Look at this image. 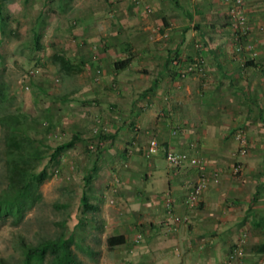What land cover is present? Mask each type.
<instances>
[{"label":"crops","instance_id":"1","mask_svg":"<svg viewBox=\"0 0 264 264\" xmlns=\"http://www.w3.org/2000/svg\"><path fill=\"white\" fill-rule=\"evenodd\" d=\"M49 1L41 2L34 19L50 9L60 14L52 33L65 50L54 53L91 64L89 70L84 67L85 87L70 94L78 103L98 102L96 119L108 126L104 139L89 140L103 143L87 150L90 165L84 175L90 182L85 185L91 190L100 168L119 176L111 182L116 207L110 216L96 223L81 218L82 250L96 253L91 232L103 224V232L113 231L106 238L121 237L109 247L119 254L115 264H221L234 247L240 251L231 264L264 260V0H243L247 34L241 41L252 43L255 56L234 52L232 0ZM33 30L41 40L42 32ZM94 48L95 57L88 59ZM189 62L195 72L179 77ZM237 127L247 135L244 155L237 152ZM151 137L159 152L146 158ZM168 148L198 155L209 175L220 171L218 182L208 183L192 209L185 198L198 169L168 164ZM237 163L242 169L234 173ZM84 193L97 210L96 191ZM167 201L172 213L189 217L170 230ZM139 233L142 239L135 243Z\"/></svg>","mask_w":264,"mask_h":264},{"label":"rangeland","instance_id":"2","mask_svg":"<svg viewBox=\"0 0 264 264\" xmlns=\"http://www.w3.org/2000/svg\"><path fill=\"white\" fill-rule=\"evenodd\" d=\"M42 1H0L3 6L0 13V68L4 69L5 78L15 89L17 99L21 100L27 109L35 110L38 117H42L46 109L49 110L48 120L54 124L53 128L49 133L38 131L35 133L37 137L53 145L67 140L74 132L78 140L72 147L64 150L51 165V176L40 185L42 199L25 214L22 221L17 225L11 224L9 219L0 221V258L8 259L11 264L19 258V251L15 246L17 236L26 241L37 242L43 238L54 237L64 230L66 233H72L76 242L82 244L81 235L85 227L79 225L78 220L88 216L96 223L103 220L104 216H110L111 210L116 207L110 190L114 186L111 182L119 178L117 172L112 174L107 167L100 168L98 175L91 180L93 189L90 190L89 186L85 185L84 174L90 165L88 156L91 155L87 152V145L96 122L95 108L98 102L78 103V99L70 94L73 89L80 91L85 87L88 73L85 72L84 66L80 71L69 74L50 59L56 51L64 53L65 48L60 46L61 43L56 41L58 37L52 33L53 21L57 22L60 18L57 16L60 15L58 12L50 9V12L44 14V18L40 16L38 20L34 19ZM93 1L80 0V4L84 2L86 5L87 2ZM46 2L49 4L50 1ZM47 8L49 9L48 6ZM68 19L71 20V17ZM32 28L42 32L41 48L38 51L34 50L32 45ZM95 50L96 48L92 49L88 59L95 54ZM37 55L40 57L39 63L36 60ZM35 67L38 72L31 78L29 89H22L19 83L21 76ZM42 124L38 125L40 130L43 128ZM115 170L117 171V167L112 169L113 172ZM4 182L5 170L0 161V187ZM92 190L100 197L96 203L98 209L85 212L80 207L79 198L85 191L91 196ZM110 198L114 199L113 203H109ZM105 228L101 224V229L93 228L91 232L95 254L89 255L74 246L78 257L85 264H115L118 261V252L106 244L107 234L113 231L107 229L103 232Z\"/></svg>","mask_w":264,"mask_h":264},{"label":"trees","instance_id":"3","mask_svg":"<svg viewBox=\"0 0 264 264\" xmlns=\"http://www.w3.org/2000/svg\"><path fill=\"white\" fill-rule=\"evenodd\" d=\"M1 1V0H0ZM0 2V13L2 11ZM32 45L34 50H40V34L32 28ZM37 63L40 57L36 56ZM53 63L67 72H78L83 62L72 63L60 54L50 56ZM0 68V141L2 155L0 161L5 170V182L0 187V221L9 219L17 225L25 214L42 199L40 185L51 176L50 167L56 162L60 154L72 147L78 140L76 133L64 141L47 144L37 137L38 131L49 133L53 123L49 119V110L42 117H38L35 110H29L17 99L16 91ZM47 120V121H46ZM43 123V124H42ZM43 128L39 129L38 125ZM104 135L98 139H104ZM85 184L90 182V176L84 175ZM83 211H92L95 206L89 203L83 192L79 198ZM83 225V219L78 220ZM108 247L121 242L120 236L106 238ZM15 246L19 251V258L12 264H85L77 255L74 246L82 249L72 233L61 230L54 237L43 238L37 242L26 241L17 236ZM0 264H11L8 259L0 258Z\"/></svg>","mask_w":264,"mask_h":264},{"label":"built area","instance_id":"4","mask_svg":"<svg viewBox=\"0 0 264 264\" xmlns=\"http://www.w3.org/2000/svg\"><path fill=\"white\" fill-rule=\"evenodd\" d=\"M144 9L149 12L151 11V7L149 5H145ZM228 15L231 21V28L233 30V33L236 38V44L234 47V52L236 54L242 53L244 50H247L251 56H255L256 51L253 48L252 43H243L241 41V37H244L246 32V15L244 11V3L243 0H232L229 7H228ZM163 37H166L168 35L167 32H163ZM95 57V54H92V58ZM178 59L173 58L171 60V64L173 66L178 65ZM84 67L89 70L91 69V64L86 63ZM196 69V66L193 62H189L186 64V66L178 71V76L183 78L188 74L194 73ZM201 70V68H199ZM38 72V68H31L30 70H27L23 73V75L20 78V87L24 90H28L31 78ZM100 69H95V77L98 79L100 76ZM108 130L107 123L104 120L96 119V122L94 124V127L91 132V137H98L102 134H106ZM176 132L175 129L172 130V133L174 134ZM234 138L237 142V152L239 154H246L247 153V135L243 128L237 127L233 133ZM101 140H97L95 142H89L88 148L92 151H96L98 148L97 146L102 145ZM191 147H195L194 143L190 144ZM159 152V143L155 137H151L148 139L147 144L144 148V155L146 158H151L152 156L157 155ZM164 159L166 162L172 166H181L183 164H189L191 166H196L199 172L198 179L195 181V183L190 187L186 194L185 203L187 208L192 209L194 208L198 201L201 191L208 185L209 182H218L219 179V170H215L211 175L207 174L206 172V165L201 157H199L196 154H190L185 151L180 150H174V149H166L164 151ZM242 169V165L240 163H237L233 166L232 170L234 173H239ZM115 182H117V178H115ZM109 203H113V199L108 200ZM166 211H167V217H166V227L168 230L173 228V225L187 222L188 221V215H176L172 213L171 204L169 201L166 202ZM142 239V234H137L134 238L135 243L140 242ZM240 251L239 247H234L232 250L228 252V254L225 257V260L221 264H231L237 259L238 253ZM254 264H264V260H260Z\"/></svg>","mask_w":264,"mask_h":264}]
</instances>
